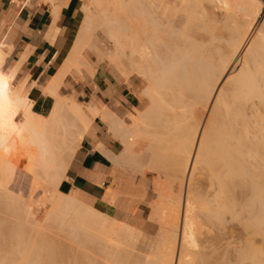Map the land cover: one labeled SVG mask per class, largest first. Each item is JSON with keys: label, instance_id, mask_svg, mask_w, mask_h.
Wrapping results in <instances>:
<instances>
[{"label": "bare ground", "instance_id": "6f19581e", "mask_svg": "<svg viewBox=\"0 0 264 264\" xmlns=\"http://www.w3.org/2000/svg\"><path fill=\"white\" fill-rule=\"evenodd\" d=\"M40 1L50 3L54 21L59 0ZM261 4L202 0L197 24L180 14L174 0H82L70 51L41 87L54 99L46 114L32 110L26 79L14 86L24 57L7 64L12 44L0 35V208L11 218L10 225L0 219V238L10 233L16 238L13 257L18 253L21 264H55L54 239L39 235L33 244L25 243L23 234L33 224L57 226L78 247H84L80 236L106 250L100 233L108 231L104 212L115 205L116 194L94 206L62 193L58 186L69 165L61 151L71 147L54 136L63 128L67 134L68 126L89 128L98 116L123 148L128 146L125 156L124 150L115 158L120 165L134 164V143L145 135L148 162L137 171L170 169L179 186L178 192L169 181L155 188L160 199L147 217L156 224L155 233H147L134 217L118 225L122 242L102 253L110 264H264V21L254 29L244 18ZM213 22L229 24L231 32L226 37ZM97 32L111 44L109 53L94 43ZM86 49L126 80L137 75L145 81L140 91L150 103L144 110L121 117L93 101L82 104L59 94L72 69L93 73ZM9 260L6 264H19Z\"/></svg>", "mask_w": 264, "mask_h": 264}, {"label": "crops", "instance_id": "0c3cea01", "mask_svg": "<svg viewBox=\"0 0 264 264\" xmlns=\"http://www.w3.org/2000/svg\"><path fill=\"white\" fill-rule=\"evenodd\" d=\"M63 2L58 1L61 8L53 21L50 3L40 0H0V35L5 33L4 41L12 44L7 64L24 57L14 86L26 79L27 96L32 101L35 113L46 114L53 105V97L43 93L41 87H45L61 67L82 18V0ZM93 41L103 50L99 46L101 41H105L102 36L96 35ZM83 53L92 63L93 73L84 68L80 71L72 69L64 76L59 94L73 96L82 104L93 101L99 108H109L121 117L128 112L135 114V111H142L146 107V95L140 91L144 84L141 78L132 75L126 80L106 63L98 62L87 49ZM126 122L130 120L126 118ZM140 144L141 141L137 143L138 146ZM122 148L118 137L108 131L103 120L94 117L70 160L59 190L65 194H75L94 206L103 199L108 202L115 192L116 202L110 208L114 217L124 221L136 218L147 206L142 198L136 196V189L124 181L123 170L130 163L120 165L115 159Z\"/></svg>", "mask_w": 264, "mask_h": 264}, {"label": "rangeland", "instance_id": "374dc122", "mask_svg": "<svg viewBox=\"0 0 264 264\" xmlns=\"http://www.w3.org/2000/svg\"><path fill=\"white\" fill-rule=\"evenodd\" d=\"M261 1H262V4H261L260 9L258 10L259 12L256 11L257 13L254 12V14L252 13L253 15L251 14L252 16L250 15V16L244 17L245 20H247V23H252L251 26H253L254 29L256 28L258 23L260 24L261 22L264 21V0H261ZM201 2H202V0H174L175 5H177V8L181 12L180 14H182V15L186 14V19L189 20V21L194 18L193 22L196 21L197 24H198V21H199L198 17H199V13H200ZM255 13H256V15H255ZM221 15H222L221 11H217L216 12V18L219 21L220 20L223 21ZM253 18H255V19H253ZM182 22H183V19L181 18L179 20V23L181 24ZM211 25L213 27H215V29L218 32L224 34L226 37L231 32V27H230L229 24H225L223 22H220V23L213 22V23H211ZM225 26H226V28H225ZM97 34L101 36V32H97ZM108 43L109 42H107L105 40V41H101V43L100 44L98 43V44L103 50H105V51H107L109 53L111 51V44L110 43L108 44ZM104 44H106V45H104ZM90 52L94 55V58L97 59L96 58V54H94L93 51H90ZM98 62H101V63H106L107 62L106 63L107 66L111 70L114 71L112 65L109 64L108 61L103 60V61H98ZM141 81L144 83L143 84V86H144L145 85V81L144 80H141ZM143 86L141 88H143ZM149 103H150V100L148 99V97H146L145 102H144V106H147ZM248 111H249V113L252 112L251 105L249 106ZM203 116H205V112H204ZM250 118H253V117H250ZM251 126H253V125H251ZM63 129H61L62 132H63ZM68 129H69V132L67 134H65V135H63L62 132H58L59 135H54L55 137H57L56 139H58L59 141H62V142L64 141L65 143H67L69 145V147H71L69 149L67 148L65 150H62L63 152L61 151V153H62L61 156L62 157L64 156L65 158L67 157L66 159L63 160V162L65 163L66 162L65 160L68 159L67 160L68 163L66 162L64 164L65 166L69 165L70 160H71L76 148L79 146L80 141L82 140V138L84 137L85 133L88 130V128H85L84 130H81V127H78V126H74V127L68 126ZM68 129H66V130H68ZM141 129L144 130V128H141ZM237 129L238 128H236V131H235L236 133H237ZM145 131H143V132H145ZM239 131H240V128H239L238 132ZM55 132H57V131H55ZM55 132H54V134H55ZM143 132H142V135H143ZM250 133H252V132H250ZM112 135H114V134H112ZM140 137H142V139H140V138L136 139L137 141H135V143H134V145L136 146L137 143L139 141H141V144L139 146L137 145L135 147V150H134V153H136L135 156L137 157V158L135 157L134 163H136V164L140 163V165H143L142 167L145 168L144 165H145L146 162H148V154H147V150H146L147 149L146 146H148V141H146V139H145L146 136L145 135H144V138H143V136H140ZM132 139L135 140L134 137H132ZM143 140H145V141H143ZM129 141H127V144H128ZM125 143H126V141H124V144ZM122 144H123V141H122ZM130 145H132V143ZM125 146L126 145H124V148L121 150V151H124V150L125 151L123 153L120 152L119 156H123V155L125 156L126 155L125 153H127V150H128L126 148H128V146L127 147H125ZM121 153L123 155H121ZM64 154H66L67 156H65ZM136 164L127 165V167L123 170L124 171V177H125L124 181L130 187H133V188L136 189V191H137L136 196L138 198H142L144 205L147 206L146 208H143V210H141V212H139V215L137 214L135 217L138 220L144 222L145 225H144L143 228H144V230L147 233L153 234V233H155L157 231V226H156V224L154 222L147 220V217L150 214V212L152 211V207H151L152 203H156L160 199L159 196H158L159 193L157 192V190L155 188L156 187H160L161 188L162 184L164 182L166 183L168 181L171 182L170 185H171V188H172V190L174 192H178L179 186H178V183H176V180H174V178H173L172 170H170V169H168V170H163V169L149 170V169H146L145 173H143L144 174L143 175L141 172L137 171ZM67 168H68V166H67ZM183 189H184V187H183ZM21 190H22V193L24 195L28 194L29 190H27V184H26L25 181H23V183L21 185ZM38 194H39V191H35L34 192L35 196H37ZM182 198H183V190H182V194H181V200H182ZM46 206H47V204H46ZM1 209L2 208H0V219L5 224L10 225L11 224V222H10L11 218H8V215L5 212L1 211ZM104 214L106 216L105 227L108 228V231L105 234L100 233V238L103 237V238L107 239L108 243L103 241V245L104 246H106V245L109 246V245H114V244H115V246H117V244L121 243L122 241L120 240L121 238H119L120 235H118L116 233V228L118 227L119 224H122V223L126 224V222L124 220H122V219H117L116 217H114V215L112 214V210L110 208H106ZM128 221H130V219ZM233 223L227 224V225H232ZM29 227L30 226H28L27 228H29ZM27 228L25 230V231H28V232H25L26 236H24V234H23V239H24L25 243L33 244L34 242H36V240H37L39 235H42V236L48 238L50 241L54 239L53 242L55 243V249H56V251L54 250V252L56 254V255H54V257L56 258L55 259V264H85V263L87 264L89 260H90L89 262H91V261L93 262L94 260H96V261H94L95 264H110L109 261L106 260V255L105 256L102 255V253L104 254V252H106V251L111 252V249H110L111 247L110 246L109 247L107 246V248H105L106 250H103L104 252L103 251L101 252L100 248H98V245H97V248L99 250L96 249L93 244H92L93 246H90L91 242L86 240L83 236H82L83 238H81L79 236L78 237L79 240L82 239V240L79 241V243H81L79 246H84V247L83 248L82 247H78V245H77L78 241H74V240L70 241L71 238H69V236L67 237L66 236L67 234H62V233H65L64 230H62V231L59 230V228L57 226L53 227L52 225L50 226V225H47V224H44L43 226H40V225L33 224L30 227L32 230L30 228L29 229H27ZM232 228H234V227H232ZM50 231H55V232L57 231V233L53 232L54 234L53 233L51 234ZM236 231H238V230H236ZM229 232H231V231H229ZM235 232L233 234V231H232L231 235L232 236L236 235L237 232L236 233ZM47 234H49V235L47 236ZM63 236H65V238ZM50 237H52V238H50ZM14 241H16V243H14ZM0 243H2L1 244V248H0V250H1L0 254L3 256L2 258L0 256V259L4 262V263L0 262V264H2V263L6 264V261H7V263H9L10 262L9 259L12 260L13 258H14L15 261L17 260L19 262V264H21L20 256L18 255V253H16L17 254L15 256L16 258L13 257L15 255L13 249H15V248L12 247V246H14V244L16 246V244H17L16 238L11 236V233H10L8 237H1L0 238ZM104 243H107V244H104ZM97 244H98V242H97ZM99 246H100V243H99ZM101 247H102V244H101ZM60 248H62V250ZM102 249H103V247H102ZM9 250H10V252H9ZM10 253H11V256H9ZM230 255H229V258H230L229 260H232V262H233L235 260V258L231 257ZM7 256H9V259L7 258ZM4 258H6V260ZM84 258H85V260L87 262L84 260ZM88 258H89V260H88ZM93 258H94V260H92ZM81 259H83V260H81ZM80 260H81V262H79ZM12 262L13 261H11V263ZM230 263H231V261H230Z\"/></svg>", "mask_w": 264, "mask_h": 264}]
</instances>
